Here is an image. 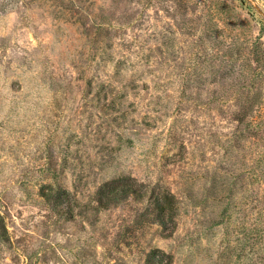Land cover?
I'll return each mask as SVG.
<instances>
[{"label": "rangeland", "instance_id": "1", "mask_svg": "<svg viewBox=\"0 0 264 264\" xmlns=\"http://www.w3.org/2000/svg\"><path fill=\"white\" fill-rule=\"evenodd\" d=\"M159 259L264 264V0H0V264Z\"/></svg>", "mask_w": 264, "mask_h": 264}, {"label": "trees", "instance_id": "2", "mask_svg": "<svg viewBox=\"0 0 264 264\" xmlns=\"http://www.w3.org/2000/svg\"><path fill=\"white\" fill-rule=\"evenodd\" d=\"M7 3L2 4L1 6H8ZM134 184L130 183L124 178L116 179L108 184H105L98 190L97 193V202L102 208H109L115 203L134 196L138 199L143 198L144 194L141 191H138L133 186ZM47 190L43 191V195L52 200L55 204V207L62 213L67 214L64 207V193L63 192H52V188L47 187ZM149 201H151L154 210L157 212V217L164 229H169L173 223L177 211V201L173 195L167 193L157 194L153 191L150 194ZM163 259L157 260L152 264H164ZM166 264H172V260L168 259Z\"/></svg>", "mask_w": 264, "mask_h": 264}]
</instances>
